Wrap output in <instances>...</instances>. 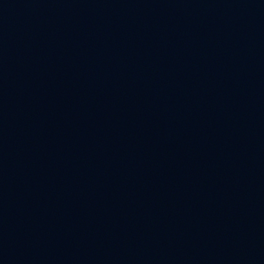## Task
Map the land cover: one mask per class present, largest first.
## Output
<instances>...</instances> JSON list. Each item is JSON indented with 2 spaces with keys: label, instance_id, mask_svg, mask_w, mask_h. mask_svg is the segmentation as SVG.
<instances>
[{
  "label": "water",
  "instance_id": "water-1",
  "mask_svg": "<svg viewBox=\"0 0 264 264\" xmlns=\"http://www.w3.org/2000/svg\"><path fill=\"white\" fill-rule=\"evenodd\" d=\"M0 264H264V0H0Z\"/></svg>",
  "mask_w": 264,
  "mask_h": 264
}]
</instances>
